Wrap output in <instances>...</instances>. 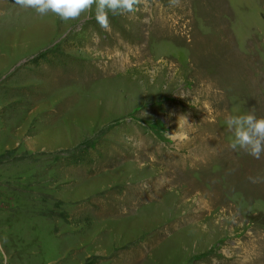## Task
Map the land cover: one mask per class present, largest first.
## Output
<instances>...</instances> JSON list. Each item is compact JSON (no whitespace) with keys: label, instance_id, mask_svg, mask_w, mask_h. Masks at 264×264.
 I'll list each match as a JSON object with an SVG mask.
<instances>
[{"label":"rangeland","instance_id":"1","mask_svg":"<svg viewBox=\"0 0 264 264\" xmlns=\"http://www.w3.org/2000/svg\"><path fill=\"white\" fill-rule=\"evenodd\" d=\"M0 264H264V0H0Z\"/></svg>","mask_w":264,"mask_h":264},{"label":"trees","instance_id":"2","mask_svg":"<svg viewBox=\"0 0 264 264\" xmlns=\"http://www.w3.org/2000/svg\"><path fill=\"white\" fill-rule=\"evenodd\" d=\"M29 63L33 66H38L41 63L57 66L65 62L63 61L62 56L44 52L33 57ZM101 147L97 143H83L78 146V148H80L79 152L76 155L69 156L67 159L70 164L75 166L93 167L94 163L102 158Z\"/></svg>","mask_w":264,"mask_h":264}]
</instances>
